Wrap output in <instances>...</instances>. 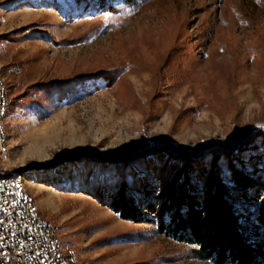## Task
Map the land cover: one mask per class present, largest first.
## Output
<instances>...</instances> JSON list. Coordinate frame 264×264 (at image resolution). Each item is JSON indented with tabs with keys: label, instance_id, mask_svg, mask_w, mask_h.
I'll return each mask as SVG.
<instances>
[{
	"label": "rangeland",
	"instance_id": "1",
	"mask_svg": "<svg viewBox=\"0 0 264 264\" xmlns=\"http://www.w3.org/2000/svg\"><path fill=\"white\" fill-rule=\"evenodd\" d=\"M0 67L6 165L75 264H213L114 211L97 190L121 172L91 157L163 147L160 137L197 152L264 129V0H0ZM106 70L111 83L90 76ZM262 137L241 154L249 167H262ZM159 155L132 167L139 178L162 176Z\"/></svg>",
	"mask_w": 264,
	"mask_h": 264
},
{
	"label": "trees",
	"instance_id": "2",
	"mask_svg": "<svg viewBox=\"0 0 264 264\" xmlns=\"http://www.w3.org/2000/svg\"><path fill=\"white\" fill-rule=\"evenodd\" d=\"M138 1L124 0L132 5ZM179 46L172 47L177 51ZM169 71L158 72L155 78L163 76L164 81ZM117 74L106 70L90 76L107 77L111 83ZM155 87L157 91L159 85ZM263 130L231 138L225 145L207 139L197 152L175 147L160 137L163 147L140 143L128 154L91 157L94 164L108 163L110 170L121 172L120 178H107L98 188L99 197L126 220L154 224L197 259L213 264H264V146L261 168L256 161L249 167L241 158L257 136L263 135L264 141ZM162 149L167 155L162 176L155 182L150 177L139 178L132 167L150 155L160 158ZM83 155L64 161L82 160Z\"/></svg>",
	"mask_w": 264,
	"mask_h": 264
},
{
	"label": "built area",
	"instance_id": "3",
	"mask_svg": "<svg viewBox=\"0 0 264 264\" xmlns=\"http://www.w3.org/2000/svg\"><path fill=\"white\" fill-rule=\"evenodd\" d=\"M0 90V121H2ZM0 170H6L0 167ZM51 230L21 193V180L0 182V264H71L64 261Z\"/></svg>",
	"mask_w": 264,
	"mask_h": 264
},
{
	"label": "bare ground",
	"instance_id": "4",
	"mask_svg": "<svg viewBox=\"0 0 264 264\" xmlns=\"http://www.w3.org/2000/svg\"><path fill=\"white\" fill-rule=\"evenodd\" d=\"M0 90L3 91L2 101H4V107L2 109V121H0V167L6 169V170H0V182L12 181V179L15 178L21 180V193H23V198H28V200H30L31 206L34 207L36 216H38L39 220H41V222H44L46 226L49 227V229H54L51 230V240L56 242V251H61V254L64 255L65 262H71V264H75L73 256L63 249L58 227L43 216V214L40 212L39 207L35 202V198L26 190L25 176L20 171L12 170L11 168H8L6 165L7 160L10 159L9 138L5 129V122L8 115L9 104H10L9 102L10 95L6 81L1 73V67H0Z\"/></svg>",
	"mask_w": 264,
	"mask_h": 264
}]
</instances>
